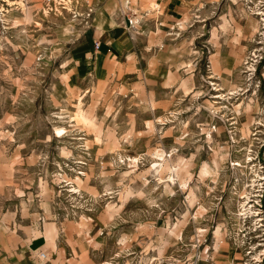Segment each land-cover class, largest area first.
I'll return each mask as SVG.
<instances>
[{"label":"rangeland","instance_id":"1","mask_svg":"<svg viewBox=\"0 0 264 264\" xmlns=\"http://www.w3.org/2000/svg\"><path fill=\"white\" fill-rule=\"evenodd\" d=\"M125 1L0 0V264H255L264 0Z\"/></svg>","mask_w":264,"mask_h":264},{"label":"crops","instance_id":"2","mask_svg":"<svg viewBox=\"0 0 264 264\" xmlns=\"http://www.w3.org/2000/svg\"><path fill=\"white\" fill-rule=\"evenodd\" d=\"M179 0H163V5L166 6V4L170 5V4H175V7L178 6L177 3H178ZM126 2V1H125ZM133 2H137L134 1V0H128L126 2V5H128V7L130 9H132V3ZM105 45L102 46V53L98 54L97 58L94 60V73L96 74L99 69L98 67L101 69V70H105V71H108V69L111 68V65L114 63V60L118 59L117 55L119 54V51H117V44L114 43L113 41L110 40H107V41H104L103 42ZM109 43L110 45V48H111V52H107V49H108V46L107 44ZM117 53V54H116ZM116 55V56H115ZM114 58V59H113ZM97 75V74H96Z\"/></svg>","mask_w":264,"mask_h":264},{"label":"built area","instance_id":"3","mask_svg":"<svg viewBox=\"0 0 264 264\" xmlns=\"http://www.w3.org/2000/svg\"><path fill=\"white\" fill-rule=\"evenodd\" d=\"M97 49L100 48V44H96ZM263 258L259 256V258L256 260L255 264H264V255H261ZM47 255L45 253H41V258L46 259Z\"/></svg>","mask_w":264,"mask_h":264},{"label":"bare ground","instance_id":"4","mask_svg":"<svg viewBox=\"0 0 264 264\" xmlns=\"http://www.w3.org/2000/svg\"><path fill=\"white\" fill-rule=\"evenodd\" d=\"M57 2V1H56ZM59 2V1H58ZM70 2V1H69ZM23 6H24V4H23ZM82 115V114H81ZM76 191V190H75Z\"/></svg>","mask_w":264,"mask_h":264}]
</instances>
